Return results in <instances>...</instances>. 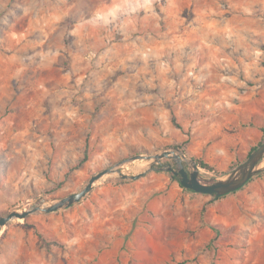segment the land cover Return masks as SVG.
<instances>
[{
	"label": "rangeland",
	"instance_id": "1",
	"mask_svg": "<svg viewBox=\"0 0 264 264\" xmlns=\"http://www.w3.org/2000/svg\"><path fill=\"white\" fill-rule=\"evenodd\" d=\"M261 128L264 0H0V216L170 147L223 178ZM171 163L134 161L121 172L137 180L108 174L11 220L0 264H264V172L216 199Z\"/></svg>",
	"mask_w": 264,
	"mask_h": 264
},
{
	"label": "water",
	"instance_id": "2",
	"mask_svg": "<svg viewBox=\"0 0 264 264\" xmlns=\"http://www.w3.org/2000/svg\"><path fill=\"white\" fill-rule=\"evenodd\" d=\"M171 159L172 165H163L159 169L177 178L180 186L196 194L213 196L220 198L230 193L236 192L245 186L253 177L264 172V142L261 143L241 164L230 171L225 177L220 179H204L198 170L193 159L188 158L185 152L178 147H170L154 155L137 154L124 158L113 166L103 169L92 175L85 187L74 194L68 195L60 200L49 204H39L28 210H14L5 216H0V231L13 219L25 220L29 215L40 212L49 214L61 209H66L80 202L93 189L94 184L105 175L117 173L122 179L137 180L143 175L127 176L121 172V168L134 161L145 160L149 162V168L161 164L162 160ZM45 205V206H44Z\"/></svg>",
	"mask_w": 264,
	"mask_h": 264
},
{
	"label": "trees",
	"instance_id": "3",
	"mask_svg": "<svg viewBox=\"0 0 264 264\" xmlns=\"http://www.w3.org/2000/svg\"><path fill=\"white\" fill-rule=\"evenodd\" d=\"M260 131H261V133H262V137H261V140L256 144V145H254L253 147H251L250 148V150H249V152H248V154H247V157L261 144V143H263L264 142V128H261L260 129ZM193 160H194V162L196 163V165L198 166V167H200V168H203V169H205V170H207V171H214V169L210 166V165H208L207 163H205L202 159H200V158H193ZM177 181H178V179L177 178H175ZM252 181V179L249 181V182H251ZM248 182V183H249ZM190 193H194V192H191V191H189ZM226 196V195H225ZM225 196H222L221 198H223V197H225ZM39 237V239L40 240H42V237H41V235H38ZM45 243V245L46 246H48L49 245V243L48 242H44ZM179 264H185V262H181V263H179Z\"/></svg>",
	"mask_w": 264,
	"mask_h": 264
},
{
	"label": "flooded vegetation",
	"instance_id": "4",
	"mask_svg": "<svg viewBox=\"0 0 264 264\" xmlns=\"http://www.w3.org/2000/svg\"><path fill=\"white\" fill-rule=\"evenodd\" d=\"M173 165V163H171Z\"/></svg>",
	"mask_w": 264,
	"mask_h": 264
},
{
	"label": "bare ground",
	"instance_id": "5",
	"mask_svg": "<svg viewBox=\"0 0 264 264\" xmlns=\"http://www.w3.org/2000/svg\"><path fill=\"white\" fill-rule=\"evenodd\" d=\"M45 206V205H44Z\"/></svg>",
	"mask_w": 264,
	"mask_h": 264
}]
</instances>
